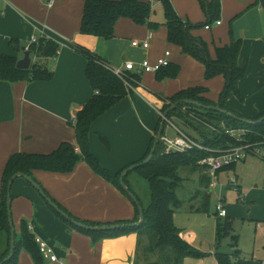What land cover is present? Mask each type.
Returning <instances> with one entry per match:
<instances>
[{
  "label": "crops",
  "instance_id": "1",
  "mask_svg": "<svg viewBox=\"0 0 264 264\" xmlns=\"http://www.w3.org/2000/svg\"><path fill=\"white\" fill-rule=\"evenodd\" d=\"M84 1L54 0L48 7L47 0H0V53L21 58L22 47L28 45L33 35L59 44L51 59L53 76L49 80L14 83L0 80V188L2 172L11 154L50 153L62 142L76 146L73 119L80 106L91 97L93 89L86 77L87 60L74 49V44L95 53L113 67L122 66L126 60L137 63L147 58L154 62L166 50L169 51L168 59H180L179 54L168 49L165 29L154 32L126 17L116 21L114 36L110 39L80 33ZM143 1H150L153 7L159 3V0ZM254 1L221 0L223 16L228 21L226 33L224 22L213 24L211 29L203 27L211 32L213 27L216 30V36L211 38L212 56L216 46L229 42L230 29L235 38L241 39L237 62L246 67V74L238 83L242 99L237 101L230 96L226 106L247 116L264 112V26L261 8L253 5ZM171 3L176 13L191 23L206 18L198 0H171ZM193 30V35L198 34L203 39L201 31ZM11 38L18 40L20 48L10 46L8 40ZM132 40L147 41L149 45L147 48L134 47ZM181 61L190 62L192 66L188 78L181 77L179 72L175 78L151 82L149 89L144 86L149 85L146 78L153 81L150 76L154 73H143L146 78L141 74L138 86L126 89V94L92 123L88 134L89 149L104 168L116 172L139 160L156 133L159 121L156 111L162 101L158 94L168 97L180 89L194 86L191 81L195 69L203 76L200 62L192 57ZM251 73L253 80L249 79ZM202 84L208 88L206 96L217 101L224 77L218 75ZM100 135L106 138L107 144L102 142ZM236 164L219 172L228 175V170L232 169L235 173ZM32 175L50 197L78 219L110 223L131 219L136 213L131 199L83 160L68 173L33 170ZM240 185L239 191L244 190ZM10 192L15 232L19 233L21 221L25 220L33 226L31 233L47 240L61 261L43 259L40 264H136L139 233L93 240L58 217L23 177L12 181ZM257 223L260 222L257 221L255 227L260 228ZM192 238L188 237V243L191 244ZM233 250L236 254L239 252L235 247ZM16 264L37 263L23 248Z\"/></svg>",
  "mask_w": 264,
  "mask_h": 264
},
{
  "label": "trees",
  "instance_id": "2",
  "mask_svg": "<svg viewBox=\"0 0 264 264\" xmlns=\"http://www.w3.org/2000/svg\"><path fill=\"white\" fill-rule=\"evenodd\" d=\"M198 1L206 15V20L202 23L193 24L189 20L181 18L176 13L171 0H159L165 16L164 25L167 28L166 38L169 43L179 46L184 54L189 55L203 65L204 79L210 80L215 76L222 75L224 77V86L218 95L217 101L209 99L206 96L208 88L201 85H194L180 89L168 97H161L163 102H168V104H164V106L161 107V110L166 111L174 102L179 101L180 99H192L204 105H218L237 117L252 122L235 119L226 113L184 103L179 104L170 110L167 115L168 117L171 114L181 117L182 113L179 109L180 107L186 106L195 111L206 114L218 122L215 124L216 132L209 131L205 128L197 131L200 141L208 147L211 152L191 150L187 153H160L162 144L159 141L152 159L135 168L148 181L151 200L149 205L146 208H143V221L138 225H132L139 219L138 206L132 201L127 191L123 189L119 182L121 171L130 164L116 172H110L104 168L91 153L88 142V134L92 123L121 99L126 94V89L123 86V82L106 66V61L88 49L74 44V49L84 55L87 60L86 77L93 89L91 97L80 106L74 116L73 128L76 146L69 142H62L50 153L16 152L8 157L2 172L0 188V245H2L0 248V264H16L18 253L20 249L23 248L32 255L37 264H40L43 260L38 251L37 245L34 242V234L28 229L27 222L22 220L19 233L17 234L15 232L13 254L9 259L4 261L9 254L10 247V226L6 209L7 183L10 177L16 172H22L33 176V170L68 173L73 170L76 163L80 160L85 161L95 173L111 182L120 191L127 195L134 204L136 213L131 219L117 220L110 223L78 219L71 215L53 197H50L46 190L43 189L62 211L69 215L70 218H73L82 224L88 226L123 224V226L114 229L101 230L82 228L71 222L69 218L61 215L46 202L48 207L58 217L76 230L91 236L93 240L114 237L129 232H137L139 234L147 233L150 250L158 253L159 262L152 264H182L186 257L202 256L204 254L186 241L173 222L174 210L180 206V201L175 194V189L180 181L177 170L181 166L194 165L197 160L214 153L213 151L226 149L237 144L234 138L224 134L223 128L245 129V140L250 143L264 141V120L256 122L259 118L264 117V112H261L256 116H247L237 113L226 106V100L230 93H233L236 97L242 99L238 83L240 79L245 76L246 68L245 66L239 65L237 62L241 39L235 38L230 29L229 42L222 46H216L214 48V56H212L206 42L193 35L191 32L193 29L204 27L205 25H210L209 29H211V26L220 16V0ZM253 5H259L262 15H264V0H255ZM153 11L154 7L150 1L85 0L79 32L82 34H90L110 39L114 36V25L120 17L129 18L136 24L146 25L150 30H155L158 28L159 23L151 19ZM8 42L13 48H20L17 39L11 38ZM44 46H46L45 53H43ZM58 48L59 44L54 40L43 36L39 37L37 44L32 43L28 47V49L31 50L32 55L31 65L28 69H19L16 67V62L18 60L16 56L0 53V80L8 81L10 83L18 81L49 80L53 76L51 59L56 55ZM179 72L180 66L176 63L170 62L168 65L161 67L155 72V78L157 80L175 78ZM130 74V76L136 78L140 77L139 74ZM160 120L161 119L159 118L155 129L156 132L159 128ZM100 138L102 142L107 144L105 137L100 135ZM153 140L154 137L152 138L146 153L134 163L141 162L149 154ZM76 147L78 150H76ZM232 166L233 165L224 167L221 170ZM126 176L124 177L125 185ZM127 188L130 191V188ZM224 218L223 223L218 222L217 224L218 238L231 234L232 231L231 218L229 216ZM232 237L235 238L233 235ZM215 255L218 264H231L230 254L217 253Z\"/></svg>",
  "mask_w": 264,
  "mask_h": 264
},
{
  "label": "rangeland",
  "instance_id": "3",
  "mask_svg": "<svg viewBox=\"0 0 264 264\" xmlns=\"http://www.w3.org/2000/svg\"><path fill=\"white\" fill-rule=\"evenodd\" d=\"M256 7L259 6L256 5ZM151 19L159 23L158 28L152 31L158 32V30L163 28L166 30L167 36V28L164 25L165 16L160 3L154 7ZM205 20L206 18L197 23H202ZM218 20L224 22L225 27H223V29L224 33H226L228 21L224 18L222 9ZM261 23L262 26H264V15H262ZM195 29L201 31V35L211 54V49L213 48L211 38L212 35L214 37L216 36L215 28L213 27L212 32L205 30L203 27ZM196 36L201 38L198 34ZM167 47L171 52L180 55L179 61L178 59H169V61L171 60L173 63L180 66L181 77L185 79L188 78L191 74L192 66L189 64L190 62L183 63L181 60L190 56L184 54L177 45L169 43ZM130 75L131 74H129L127 78L128 82L134 87L138 86L139 78ZM142 75L143 78H146V75ZM192 76L193 80L191 81V85H203L202 83L207 81L204 79L201 72L199 75L198 69L192 72ZM199 76L201 79H199ZM150 77H152L153 81L146 78L149 85H144L149 89L151 82L154 83V81H159L155 78V73ZM249 77V79L253 80L252 73ZM141 84H143V82H141ZM123 86L126 89L124 83ZM230 96H233L232 98H235L237 101L241 100L233 93H230L227 99ZM158 98L161 100V95L158 94ZM160 102L161 106H159V109H161L164 104H168L167 101ZM179 111L182 113L181 117L171 114L169 117L167 116V122H164V125L170 122L181 131L190 134L197 140H200L197 131L201 129L205 128L209 131L216 132L215 124L218 122L208 115L186 106L180 107ZM227 129L229 128H223L224 134L232 137L227 132ZM166 131L170 135H174L172 129H167ZM165 151L164 146L161 145L160 153H165ZM177 173L180 177V181L175 189V194L180 201V206L174 210L173 222L184 238H186L188 234H191L193 237L191 239V245L198 251L204 253L202 256L186 257L182 264H218L215 257L217 253L231 254L230 259L232 264H251V262L258 261V259H264V159L249 155L243 162H238L236 164L235 173L232 169L228 170V175H223V173L219 172L215 181L216 185L212 190H210L208 185L210 178L207 174V167L199 160L192 166L179 167ZM231 177H233L234 182L230 180ZM239 185L242 186L244 190L240 189L241 191H239ZM126 186L129 187L130 192L137 197L143 208L149 205L151 200L149 184L137 169H133L127 174ZM243 193H245V195ZM219 202L224 204L232 220L231 234L225 235L222 238L217 237V224L218 222L223 223L225 219L224 217H219L216 213V204ZM257 221L260 222V228L255 227ZM232 235L235 236V238H233ZM138 243L136 264H152L159 262L158 253L152 252L149 248V237L147 233L140 234ZM1 246L2 245H0V248ZM233 247L239 250L237 254L233 250Z\"/></svg>",
  "mask_w": 264,
  "mask_h": 264
},
{
  "label": "built area",
  "instance_id": "4",
  "mask_svg": "<svg viewBox=\"0 0 264 264\" xmlns=\"http://www.w3.org/2000/svg\"><path fill=\"white\" fill-rule=\"evenodd\" d=\"M53 2L54 0H47L48 7H51ZM220 23V20H216L214 22L215 25H219ZM204 28L209 29L210 25H205ZM32 43H38L37 36H31L28 45L25 47L28 49L29 45ZM131 45L134 47L147 48L149 44L147 41L140 42L138 40H132ZM168 55L169 51L166 50L164 55L157 58L154 62H150L147 58H144L137 63L131 60H126L123 62L122 66L119 67H113L108 64H106V66L124 83L126 89H133L134 86H132L127 79L130 73L139 75L143 73H155L158 69L170 63ZM157 114L161 120L164 119V121L167 122V116H164V112L161 109H157ZM167 129H172V131H174V135H170L166 131ZM227 132L235 139L237 144L226 149L213 151L214 153H211L199 160L207 167V173L210 178V189L216 185L215 181L217 179V173L224 167L235 165L236 163L245 160L249 155L258 156L264 159V141L257 143H250L246 141L245 129H227ZM159 141L164 146L166 150L165 153H183L191 150L210 151V149L202 144L200 140L195 139L188 133H184L170 122H168L167 125L165 124ZM76 150H78L77 147ZM230 180L234 182L233 177H231ZM216 213L219 217L227 216V210L222 202L216 204ZM256 226L260 227L261 225L260 223H257ZM28 229L31 231L33 226L28 224ZM189 236L191 235H187L185 239H188ZM33 238L38 251L44 260L61 262L55 254L53 247L47 242V240L37 234H34ZM256 264H264V259L257 261Z\"/></svg>",
  "mask_w": 264,
  "mask_h": 264
},
{
  "label": "water",
  "instance_id": "5",
  "mask_svg": "<svg viewBox=\"0 0 264 264\" xmlns=\"http://www.w3.org/2000/svg\"><path fill=\"white\" fill-rule=\"evenodd\" d=\"M45 49L46 46H44L43 48V53H45ZM23 50V56L21 58H19L16 62V67L19 69H28L31 65V50L27 49L26 47H22ZM190 104V105H195L198 107H202L205 109H209V110H214V111H218V112H222V113H226L232 117H234L235 119H240V120H244L247 122H252L250 120H246L244 118H239L236 115L226 111L225 109H222L220 106L218 105H204L196 100H192V99H180L179 101L174 102L166 111H164V116H167L168 113L170 112V110H172L173 108H175L176 106H178L179 104ZM264 120V117L259 118L256 122L262 121ZM164 119H162L160 121L159 124V128L154 136V140L150 149L149 154L141 161V162H137V163H132L129 166H127L126 168H124L119 176V182L120 185L123 187V189H125L128 193V195L131 197L132 201H134L137 206H138V213H139V219L137 222H134L133 225H138L140 224L143 219H144V215H143V207L140 205L138 199L135 197V195L130 192L127 188V186L124 184V177L129 173V171L137 168L139 165L141 164H145L148 161H150L154 155V152L156 150V147L158 145V142L160 140V136L161 133L163 131L164 128ZM16 177H23L24 179H26L40 194V196L49 204L51 205L56 211H58L61 215H63L66 218H69L71 222H73L75 225L80 226L82 228H87V229H94V230H101V229H114V228H118L120 226H123V224H111V225H102V226H88L85 224H82L78 221H76L73 218H70L69 215H67L64 211H62L53 201L52 199L46 194V192L43 190V188L41 187V185L30 175L22 173V172H16L14 173L8 183H7V192H6V209H7V216H8V222H9V226H10V247H9V254L8 256L4 259L7 260L9 259L14 251V246H15V228H14V224H13V220H12V215H11V209H10V200H11V184L12 181L16 178Z\"/></svg>",
  "mask_w": 264,
  "mask_h": 264
}]
</instances>
